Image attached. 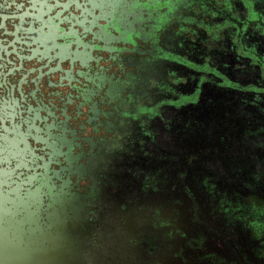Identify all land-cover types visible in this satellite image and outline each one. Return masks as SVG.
Wrapping results in <instances>:
<instances>
[{
	"label": "flooded vegetation",
	"instance_id": "af4514ba",
	"mask_svg": "<svg viewBox=\"0 0 264 264\" xmlns=\"http://www.w3.org/2000/svg\"><path fill=\"white\" fill-rule=\"evenodd\" d=\"M107 2L0 0L8 225L44 242L50 264H264V0H115L141 22L116 34L102 27ZM167 14L156 33L153 18ZM128 30L129 52L88 54L93 33ZM74 42L84 70L56 57ZM161 48L205 77L175 78ZM178 92L188 96L170 101ZM163 103L200 109L162 117Z\"/></svg>",
	"mask_w": 264,
	"mask_h": 264
},
{
	"label": "water",
	"instance_id": "95a60500",
	"mask_svg": "<svg viewBox=\"0 0 264 264\" xmlns=\"http://www.w3.org/2000/svg\"><path fill=\"white\" fill-rule=\"evenodd\" d=\"M123 3L126 4V1H123ZM127 5L129 6V3H127ZM117 9H119V5L116 4L115 0H108L105 10L103 9L102 11L103 29L107 28L116 34L122 29L123 25L125 24L124 22L126 21H128L130 24L141 23L131 14L123 17L120 13V9L119 11H117ZM253 9V7H250L249 10H247L248 21L258 19V16ZM166 20L168 23L170 20V15H157L153 18L152 26L156 33L161 30ZM248 21L245 20V22ZM232 22L238 26V22L236 20H233ZM217 25L218 26L216 29L219 30L221 24L217 23ZM94 27L98 28V25H95ZM134 35L135 34L133 33V31L128 30L124 32L123 36L117 41V37H110L111 40L105 41L101 38H98L93 33V37L90 43H88V45L86 46L89 51L88 54L93 57L94 53L98 50L104 53H111V51L113 50V45L116 44L117 46L115 48H118V50H121L122 52H129V47L133 46L136 42ZM171 35L174 34L171 33ZM175 44L178 47L180 45V43ZM72 45L74 46V48L70 53V56L67 55V57L62 59V56L60 54H62L63 52L59 50L56 53V57L58 56L59 59H61V61L63 62L68 61L70 67L74 66L81 70L88 68V61L83 54L84 48H80V46H78V44L75 42ZM162 53H169V55H171H168L169 57H167L166 55V59L161 60H164L166 62L167 70L169 69V73L175 76V78H188V73H192L197 78V81L200 82V80L205 77L203 73L204 68L202 66H199L198 64H195V62H193L189 57L185 55L183 56L180 54H174L168 50H164L161 48V52L158 53L159 59L163 57ZM157 68L158 70L167 72V70H165V68L160 64H158ZM167 96L169 97L170 101H176L181 97L188 96V94L184 92H178L177 95L167 94ZM206 99V95H202L201 93L199 101H204ZM196 106L197 105H183L178 107L175 105H167L166 103H163L160 107V110L158 109V113L162 117H167V114H170L173 117H182L184 115L186 116V114L189 112L192 113L198 111V109L200 108H197ZM164 108L166 110L168 109L169 112H164ZM89 118L90 117H88L87 122H89V120L91 119ZM157 119L160 120V117H157ZM162 151L163 153H167V145L165 146V149L162 148ZM162 161L164 162V160ZM6 219L7 208L5 206L4 192L0 187V264H50L49 259H52L49 255L50 250L46 247L38 246L39 243L44 242L33 240L29 235H26L24 231L20 232L11 230V226L8 225Z\"/></svg>",
	"mask_w": 264,
	"mask_h": 264
},
{
	"label": "crops",
	"instance_id": "0c3cea01",
	"mask_svg": "<svg viewBox=\"0 0 264 264\" xmlns=\"http://www.w3.org/2000/svg\"><path fill=\"white\" fill-rule=\"evenodd\" d=\"M167 12L173 14L174 18L184 22L191 23V25H199L198 19L191 14L190 11H186L184 6L174 7L172 3L167 1ZM211 16L217 17L218 13L215 11L210 12Z\"/></svg>",
	"mask_w": 264,
	"mask_h": 264
},
{
	"label": "rangeland",
	"instance_id": "374dc122",
	"mask_svg": "<svg viewBox=\"0 0 264 264\" xmlns=\"http://www.w3.org/2000/svg\"><path fill=\"white\" fill-rule=\"evenodd\" d=\"M163 170L165 171V173H167V167H164ZM159 200H160V201H163L164 198H163V199H159Z\"/></svg>",
	"mask_w": 264,
	"mask_h": 264
}]
</instances>
